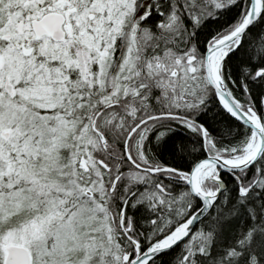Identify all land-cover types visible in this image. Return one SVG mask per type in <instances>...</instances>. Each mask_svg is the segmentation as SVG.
Masks as SVG:
<instances>
[{
  "label": "snow or ice",
  "instance_id": "snow-or-ice-1",
  "mask_svg": "<svg viewBox=\"0 0 264 264\" xmlns=\"http://www.w3.org/2000/svg\"><path fill=\"white\" fill-rule=\"evenodd\" d=\"M0 264H264V0H0Z\"/></svg>",
  "mask_w": 264,
  "mask_h": 264
}]
</instances>
